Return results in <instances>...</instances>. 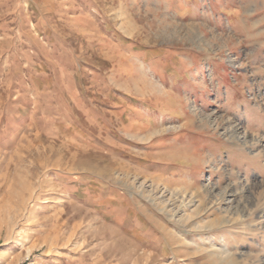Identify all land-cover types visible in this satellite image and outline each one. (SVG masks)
Returning a JSON list of instances; mask_svg holds the SVG:
<instances>
[{
    "label": "rangeland",
    "instance_id": "obj_1",
    "mask_svg": "<svg viewBox=\"0 0 264 264\" xmlns=\"http://www.w3.org/2000/svg\"><path fill=\"white\" fill-rule=\"evenodd\" d=\"M0 264H264V0H0Z\"/></svg>",
    "mask_w": 264,
    "mask_h": 264
}]
</instances>
